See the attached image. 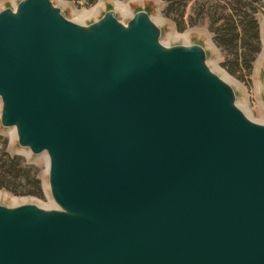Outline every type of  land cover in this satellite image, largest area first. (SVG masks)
I'll return each instance as SVG.
<instances>
[{"label": "water", "instance_id": "95a60500", "mask_svg": "<svg viewBox=\"0 0 264 264\" xmlns=\"http://www.w3.org/2000/svg\"><path fill=\"white\" fill-rule=\"evenodd\" d=\"M148 12H0L1 124L58 210L0 204V264H264V125ZM264 96V75H263Z\"/></svg>", "mask_w": 264, "mask_h": 264}, {"label": "rangeland", "instance_id": "374dc122", "mask_svg": "<svg viewBox=\"0 0 264 264\" xmlns=\"http://www.w3.org/2000/svg\"><path fill=\"white\" fill-rule=\"evenodd\" d=\"M20 1L0 0V12L7 8H16ZM52 1L56 5H61L62 3L60 0ZM211 1L213 0H193L186 10L185 19L187 20L193 14L196 3L202 4ZM262 1L263 5L258 14V20L263 47L254 63L251 74L246 71L235 75L230 73L223 65L226 55L215 43L214 35L209 30L208 24L205 22L195 27H187L185 30H180L172 17L170 18L166 15L167 4L164 0H98L96 4L85 9L72 7V14L66 11L65 15L76 23L87 25L100 19L106 12L113 10L116 12V17L122 23L127 24L137 12H148L154 22L162 29L161 42L165 46H202L206 50L210 69L234 89L237 106L249 119L264 125V0ZM1 112L2 101L0 100V137L6 141L5 151L11 155L21 156L25 163L38 169L39 177L43 184V196L16 195L10 191L0 189V204L6 207L34 204L45 210L60 209L54 202L49 188L48 155L46 153L34 155L29 149L21 147L18 143L16 129L2 126Z\"/></svg>", "mask_w": 264, "mask_h": 264}, {"label": "trees", "instance_id": "16d2710c", "mask_svg": "<svg viewBox=\"0 0 264 264\" xmlns=\"http://www.w3.org/2000/svg\"><path fill=\"white\" fill-rule=\"evenodd\" d=\"M166 15L172 17L180 30L207 23L214 41L225 53L224 66L232 74H251L262 51L258 14L262 0H213L195 4L186 20V10L193 0H164ZM6 141L0 137V189L16 195L43 196L38 169L25 163L18 155L5 151Z\"/></svg>", "mask_w": 264, "mask_h": 264}, {"label": "built area", "instance_id": "2783aa9c", "mask_svg": "<svg viewBox=\"0 0 264 264\" xmlns=\"http://www.w3.org/2000/svg\"><path fill=\"white\" fill-rule=\"evenodd\" d=\"M63 4L75 7L76 9H85L96 4L98 0H60Z\"/></svg>", "mask_w": 264, "mask_h": 264}, {"label": "crops", "instance_id": "0c3cea01", "mask_svg": "<svg viewBox=\"0 0 264 264\" xmlns=\"http://www.w3.org/2000/svg\"><path fill=\"white\" fill-rule=\"evenodd\" d=\"M63 3H61V5H58V6H60L65 12L66 11H68L69 12V14H72V12H73V8L71 7V6H69V5H66V4H64L63 6ZM96 21V20H95ZM94 21V22H95ZM93 23V22H92ZM91 24V23H90Z\"/></svg>", "mask_w": 264, "mask_h": 264}, {"label": "bare ground", "instance_id": "6f19581e", "mask_svg": "<svg viewBox=\"0 0 264 264\" xmlns=\"http://www.w3.org/2000/svg\"><path fill=\"white\" fill-rule=\"evenodd\" d=\"M100 7V6H99ZM264 26V25H263ZM1 194V193H0ZM4 196V195H3ZM15 201V200H14Z\"/></svg>", "mask_w": 264, "mask_h": 264}]
</instances>
